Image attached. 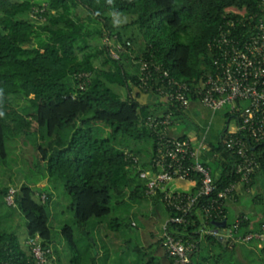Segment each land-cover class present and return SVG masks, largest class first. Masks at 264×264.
I'll list each match as a JSON object with an SVG mask.
<instances>
[{"label":"trees","instance_id":"obj_1","mask_svg":"<svg viewBox=\"0 0 264 264\" xmlns=\"http://www.w3.org/2000/svg\"><path fill=\"white\" fill-rule=\"evenodd\" d=\"M258 2L0 0V206H7L4 197L15 184L16 206L7 207L23 217L28 237L39 235L44 246L52 247L50 260L53 254L59 256L60 250L50 224L52 190L39 185L46 179L61 181L69 197L73 218L64 231L68 234L65 246L70 264H104L111 251L118 254L116 264H123L124 257L132 253L128 244L141 237L140 222L144 228L149 227L146 244L133 248L131 262L173 264L157 237V221L140 214L150 222L148 225L134 208L152 198L168 217L171 211L161 191L154 196L146 194L145 181L127 152L139 156L140 167L148 169L156 139L146 119L166 107L164 114L172 112L175 121L182 109L160 98L155 103H140L133 94L138 85V64L128 52L114 60L102 45H93L90 40L103 38L106 30L116 33L121 41L132 42L130 50L136 59L153 55L172 77L194 86L202 84L216 69L209 43L223 21L232 17L250 22ZM124 15L129 17L124 21L115 17ZM128 62L133 63L136 72L128 68ZM81 72H89V78H77ZM110 84L124 87L126 95ZM224 110L226 118L237 117L229 106ZM227 133L224 128L218 144H210L211 162H206L214 177L215 170L220 173L215 177L217 189L239 179L234 168L237 157L222 143ZM7 139L20 141L21 164L16 169L17 162L13 167L8 161ZM249 140L259 161L251 178L250 200L262 208L261 217L237 215L242 220L239 234L264 227V141ZM26 169L30 172L24 174ZM194 181L192 191L199 187L200 176L194 174ZM42 193L47 199L38 202L35 196L40 198ZM202 204L203 200L194 208L188 224L179 226L180 233L192 234L201 226ZM226 218L228 223L233 222L227 210ZM100 226L114 235L112 241L120 239L119 245H125V249L120 251L114 241L107 246ZM195 239L199 240V249L192 264L227 262V255L235 256L237 247L245 245L230 248L216 238L199 234ZM249 245L253 248L247 252L257 253L258 261L239 264H264V248L258 247L257 241ZM210 247L218 250L204 256ZM0 264H36L32 254L22 247L17 231L4 227L1 219Z\"/></svg>","mask_w":264,"mask_h":264},{"label":"built area","instance_id":"obj_2","mask_svg":"<svg viewBox=\"0 0 264 264\" xmlns=\"http://www.w3.org/2000/svg\"><path fill=\"white\" fill-rule=\"evenodd\" d=\"M102 40V47L111 58L120 60L123 53L128 52L138 64L137 88L140 91L172 102L182 110L196 100L213 111L229 106V110L237 116L234 117L235 128L228 130L222 143L237 157L234 168L239 179L223 189H217L211 168L199 158L193 143L187 138L169 134V126L174 122L172 112L151 115L145 121L156 139L148 169L140 167L139 156L127 152L132 165L138 169L139 177L145 181L146 194L154 196L161 191L163 202L171 211V216L162 224L159 239L173 264H192V257L199 249L196 234L216 238L229 247L257 241L258 246L264 248V227L259 231L239 234L241 218L236 216L231 224L226 218V201L235 194L237 186L242 184L246 191H253L250 183L259 168V161L252 152L249 138L255 143L264 141V0H259L250 22L246 18L232 17L223 21L209 43L215 54L216 69L202 84L194 86L172 77L153 55L136 59L130 50V40L123 42L118 34L108 30ZM76 76L85 81L90 73L81 72ZM200 142L203 146L205 139ZM194 174L200 176V185L195 191L175 189L174 181H194ZM17 190V187L10 186L4 197L7 206H16ZM46 199V193H42L40 200L44 202ZM202 200L201 226L192 234L180 233L179 226L191 221V213ZM223 220H226L224 226L213 223ZM26 245L36 264L49 263L53 249L44 246L39 235L28 237Z\"/></svg>","mask_w":264,"mask_h":264},{"label":"rangeland","instance_id":"obj_3","mask_svg":"<svg viewBox=\"0 0 264 264\" xmlns=\"http://www.w3.org/2000/svg\"><path fill=\"white\" fill-rule=\"evenodd\" d=\"M31 16L33 18H36L33 15H31ZM115 17L117 20H121V21H124V20L129 18L127 15H124L122 17H117V16H115ZM102 41H103L102 38H99V39H96L93 42V44L94 45H102ZM128 68H130V69L133 68L132 62H128ZM110 85L115 91H118L123 96L126 95V89L124 87L119 86L117 84H110ZM139 96L141 98L140 101H142V102H145L148 100H153L155 98L153 95L146 94V93L145 94L141 93ZM220 119H221V117H220ZM221 120L217 119L214 121V124L212 127L213 132H212V135L208 139V142L211 143L212 145L218 144L217 131L221 129L220 127L222 124L219 123V121L221 122ZM234 124H235V122H234V120H232L230 122V127H232ZM185 125H186V127H188V128H186L187 133L196 134V127H195L194 123L187 121V123H185ZM6 151H7L8 161L11 165H13V167H14V164L17 162L15 165V169H16L17 165L19 166L21 164V161L19 158V153H20V141H19V139H17V140L7 139L6 140ZM28 172H30V171L26 169L24 171V174L28 173ZM52 183L54 185V188L52 190V201L50 203L51 212H52L51 218H50V224L52 225L54 232L56 234V243H57L58 248L60 250V255L57 256L56 254H53V257L51 258V260L49 261L48 264H70L69 263V256L66 254L67 250H66V246H65V242L67 243L68 234L64 231V227L67 224V222L73 218V213L69 209V197L65 193L62 182L55 180V181H52ZM11 186L16 187L15 184H13ZM35 199L38 202H41L38 195L35 196ZM147 208H148L147 202H143L142 205L136 204L134 210L139 214L140 218L142 220H144L146 223L148 222L147 224L149 225L150 222L146 221L147 218L140 215V214H143V212L145 213V211H147ZM260 209H261V207H260ZM151 218L154 219L155 221H157L154 218V216L153 217L151 216ZM0 219H1L2 225L4 227H6L7 229L17 231L20 238L23 240V238L27 234V228L25 226L23 217L20 216V214L18 212L12 211L10 208H8L5 205L0 206ZM133 221H136V220L133 219ZM92 222H94V220H92ZM148 228H144L143 224L140 222L138 230L140 231L139 235H141V237L136 238L135 240H133L131 242V244H128L129 250L132 253L127 257L123 256L124 260H125L123 264H133L131 262V259H132L133 254H134L133 248L137 244H141V243L146 244L145 232L148 231ZM154 228H157L156 225L154 226ZM100 231H101L102 236L107 233V231L105 230V228L103 226H100ZM107 236H108V238L112 239L114 235L108 231ZM119 240L120 239L115 238L114 242H120ZM61 243H63V244H61ZM118 249H120V251L122 249H125V245H123V246L119 245ZM216 250H218L217 247H214V248L210 247L209 250H207V251L205 250L204 256L213 255ZM247 250L248 249H241L238 247L235 256L227 255L226 259H225L227 262H223L221 264H231V263H235V262H237V264H239V262L246 263L247 261L257 262L258 261L257 253H255V252L249 253V252H247ZM119 256H120V258L122 257L121 254ZM118 264H120V262Z\"/></svg>","mask_w":264,"mask_h":264},{"label":"crops","instance_id":"obj_4","mask_svg":"<svg viewBox=\"0 0 264 264\" xmlns=\"http://www.w3.org/2000/svg\"><path fill=\"white\" fill-rule=\"evenodd\" d=\"M96 39H99V38L97 37L92 38L90 40V43L93 44V42ZM132 70L136 72L137 68L134 66ZM141 93L153 95L155 98L153 100L142 102L140 101L141 98L139 96ZM133 94H135L138 97L137 98L138 101L142 104L155 103L159 101V98L156 95L151 94L149 92H142L137 87H134ZM166 110L167 108L163 107L161 108L160 113H163ZM182 112H183L182 115L179 118H176L173 124L169 126V130H168L169 134L174 137H184L185 136L184 138L189 139L193 143L194 147L197 149L199 153V158L205 163L209 161L211 162V159L208 155L211 150V145H210L211 143L208 142V139L212 135V132H213L212 127H213L214 121L217 119L218 120L222 119L221 122L219 121V123L222 124L220 127L221 129L217 131V137L219 141L221 139V133L224 128H227L228 130H232L235 128L236 119L226 118L224 116V112H225L224 109L220 111H213V110L206 108L204 105H202L199 101H196V100L191 101L189 106L186 109H183ZM232 120H234L235 124L232 127H230V122ZM187 121L194 123L196 127V134L187 133L186 128L188 127H186L185 125ZM202 139H205V143L203 144V146H200V143H201L200 141ZM219 174L220 173L218 170L214 171L215 177L219 176ZM39 185L48 186L50 190H53L54 188L52 181H50L49 179L42 181L41 183H39ZM173 185L175 189L179 191H192L196 183L195 181H189V180H176L174 181ZM260 189L261 188H259V190ZM251 193L252 192L246 191L245 187L242 184L237 186L235 194L231 198H228L226 201L227 215L230 218L234 219L240 213H245L248 215L261 217V214H260L261 206L259 207V205H257L256 203L250 200ZM148 199L149 200L144 201V202H147L148 208H147V211H145V213L143 212V214L146 215L148 213L150 217L154 216V218L157 220L156 229H157V237H159L161 233L160 230L162 228V224L168 218V215L162 212L161 205L154 204L152 198H148ZM142 204H137V205H142ZM132 224L136 225V221H133ZM102 237H103V241L106 243L107 246H111V244H113L114 240L112 241L110 238H108V236H102ZM27 238H28V232L26 236L23 238V240L21 239L22 247L27 252H30L29 247L26 245ZM119 244H122V242H114V245H119ZM244 244H245L244 246H238V247L241 249H248V250H251L253 248V246L249 245V243H244ZM232 247L233 246H230V248ZM101 253H103L102 250H101ZM117 255L118 254L116 252L111 251L110 257L105 261L104 264H112V263L116 264L117 257H118Z\"/></svg>","mask_w":264,"mask_h":264},{"label":"water","instance_id":"obj_5","mask_svg":"<svg viewBox=\"0 0 264 264\" xmlns=\"http://www.w3.org/2000/svg\"><path fill=\"white\" fill-rule=\"evenodd\" d=\"M214 224H220V225L224 226L226 224V220H223L222 222H219V223L218 222H216V223L214 222Z\"/></svg>","mask_w":264,"mask_h":264}]
</instances>
